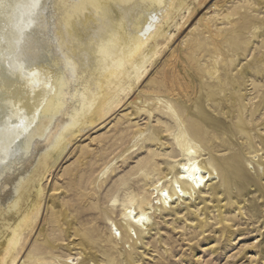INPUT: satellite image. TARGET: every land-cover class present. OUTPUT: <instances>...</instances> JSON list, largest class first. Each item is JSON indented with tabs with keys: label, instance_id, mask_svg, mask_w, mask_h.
Segmentation results:
<instances>
[{
	"label": "rangeland",
	"instance_id": "obj_1",
	"mask_svg": "<svg viewBox=\"0 0 264 264\" xmlns=\"http://www.w3.org/2000/svg\"><path fill=\"white\" fill-rule=\"evenodd\" d=\"M152 47L32 195L15 264H264V0H177ZM177 120L214 179L127 235L120 203L171 176Z\"/></svg>",
	"mask_w": 264,
	"mask_h": 264
},
{
	"label": "bare ground",
	"instance_id": "obj_2",
	"mask_svg": "<svg viewBox=\"0 0 264 264\" xmlns=\"http://www.w3.org/2000/svg\"><path fill=\"white\" fill-rule=\"evenodd\" d=\"M176 3L0 0V264H15L22 235L40 208L32 195L40 197L67 147L152 61L156 47L148 48L149 42L161 36ZM156 101L175 114L166 101ZM177 124L179 158L170 156L171 176L154 177L146 197L128 194L120 203L127 235L146 230L155 207L192 200L214 179L198 144ZM86 257L100 264L93 254Z\"/></svg>",
	"mask_w": 264,
	"mask_h": 264
},
{
	"label": "snow or ice",
	"instance_id": "obj_3",
	"mask_svg": "<svg viewBox=\"0 0 264 264\" xmlns=\"http://www.w3.org/2000/svg\"><path fill=\"white\" fill-rule=\"evenodd\" d=\"M201 182H202V181H201ZM165 195H167V194L165 193ZM144 219H145V218H144L143 216H141L137 222H141V221H143Z\"/></svg>",
	"mask_w": 264,
	"mask_h": 264
}]
</instances>
